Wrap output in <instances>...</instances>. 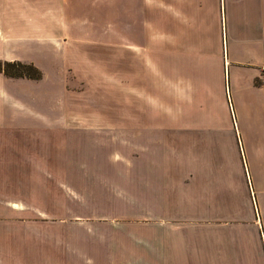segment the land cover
<instances>
[{"label": "crops", "instance_id": "1", "mask_svg": "<svg viewBox=\"0 0 264 264\" xmlns=\"http://www.w3.org/2000/svg\"><path fill=\"white\" fill-rule=\"evenodd\" d=\"M181 1H196L183 26L197 40L181 59L190 71L179 82L165 71L158 123L156 87L142 60L126 64L122 47L117 87L97 84L99 73L80 64L93 63L88 51L99 44L77 43L75 19L62 26V0H0V61L42 73L38 81L0 73V148H8V133L56 135L68 159L87 161L76 174L99 177L100 199L79 206L128 212L0 231V264H264V0ZM8 46L25 48L13 54ZM167 48L166 68L177 58ZM80 140L92 148L80 147L77 157ZM6 148L0 159L8 160Z\"/></svg>", "mask_w": 264, "mask_h": 264}, {"label": "rangeland", "instance_id": "2", "mask_svg": "<svg viewBox=\"0 0 264 264\" xmlns=\"http://www.w3.org/2000/svg\"><path fill=\"white\" fill-rule=\"evenodd\" d=\"M61 11L62 26L66 25L67 20L72 24L75 19L76 28L70 27V29L75 32V39L79 45L88 44L89 41L99 44L97 48L88 51L93 58V63L85 64L82 60L80 64L82 72L85 70L84 67L89 65L93 71L99 73L97 84L101 83L102 78L103 85L108 88L117 87L118 80L115 73L117 60H120L123 53L122 47L126 50V64L133 59L138 66L139 60H142L141 66L145 67L147 73L149 72L153 86L155 84L157 120L158 123H163L165 71L173 74L175 82H179L177 79L182 71L184 73L190 71L181 69V66L185 67L184 56L191 54L189 51L193 48L189 45H195L197 32H191L190 25L184 27L183 22L186 23L188 18L195 17L192 14L196 11V1L74 0L70 3L68 0H62ZM207 18L209 19V16ZM206 19L204 38L205 43H210L214 34L209 30ZM122 28L125 30L122 31ZM169 28L171 31L166 30ZM68 33L67 27L62 32L61 39H68ZM166 43L168 47L173 48V55L177 57L173 59L172 66L167 68ZM182 44L188 46V49L182 47ZM21 49L8 46V52L13 54H17ZM24 50L30 52V49ZM66 50L68 49L65 47L60 49V58L63 56L60 62L63 66H66L63 62ZM81 50L87 51L84 46L76 48L77 53ZM211 50L213 48H209V51ZM30 57L31 54L25 58ZM60 58L57 60L59 61ZM190 66L193 71V65ZM201 69L207 76L212 77L214 74L211 65L205 64V67ZM81 87L84 86L75 85V88ZM212 116L215 118L213 113ZM51 135L38 136L39 140L36 141L37 135L23 134L25 137L21 138L17 134L8 133V148L4 145L0 148V152L5 151L4 147L8 149V160L0 159V231L26 230L27 227L28 230H35L34 225L41 218L50 221L52 218L64 216L128 214L126 211L115 208H81L79 206L84 199L92 202L100 199V194L98 190L95 192L94 187L95 185L98 188L99 177L96 175L87 177L94 182L90 180L91 183L84 175L76 174V172L84 171L87 161L83 160V155L79 160L68 159L61 147L62 143L56 141L58 136L55 135L54 138ZM78 144L79 147L75 150L78 153L77 157L84 154L83 149L86 151L92 148V144L85 140L78 141ZM65 167H72L77 171L72 170V175L64 174ZM60 169L63 172H60ZM143 210L140 209V212L144 213Z\"/></svg>", "mask_w": 264, "mask_h": 264}, {"label": "trees", "instance_id": "3", "mask_svg": "<svg viewBox=\"0 0 264 264\" xmlns=\"http://www.w3.org/2000/svg\"><path fill=\"white\" fill-rule=\"evenodd\" d=\"M0 73L7 78L13 79H29L38 81L42 78L41 71L33 64L22 63L19 61H0Z\"/></svg>", "mask_w": 264, "mask_h": 264}, {"label": "built area", "instance_id": "4", "mask_svg": "<svg viewBox=\"0 0 264 264\" xmlns=\"http://www.w3.org/2000/svg\"><path fill=\"white\" fill-rule=\"evenodd\" d=\"M262 72L264 73V66L262 67Z\"/></svg>", "mask_w": 264, "mask_h": 264}]
</instances>
